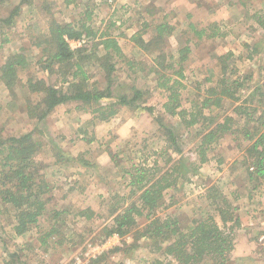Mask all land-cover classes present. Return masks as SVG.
Listing matches in <instances>:
<instances>
[{"label":"rangeland","instance_id":"1","mask_svg":"<svg viewBox=\"0 0 264 264\" xmlns=\"http://www.w3.org/2000/svg\"><path fill=\"white\" fill-rule=\"evenodd\" d=\"M67 1L32 0L17 11L15 7L21 0H0V141L33 137L40 147L32 157V172L37 180L44 179L48 185L42 197L46 210L38 225L31 226L24 235L14 230L13 208L0 199V264L153 262L160 252L148 246L151 244L148 240L140 239L136 247H131L137 232L150 223L146 216L137 217V227L124 237L117 233L108 236L106 229L117 214L137 201L138 195H130V178L125 170L133 165L151 166L155 160L163 170L176 166L179 180L176 189L165 193L164 205L152 219L176 218L183 227H191L194 221L214 214L223 226L211 204L216 199L222 205V200L227 199L237 208L235 215L240 225L228 224L236 237L242 224L245 230L252 223L264 222V177L250 180L247 167L252 161L243 164L250 143L243 141L240 133L245 125L264 131V126L258 123L264 122V31L253 19L257 14L264 19V0ZM42 5L48 7L42 10ZM10 14L13 24L7 25L2 20ZM88 17L98 36L109 34L122 49L123 57L111 60L115 65L113 99L101 103L107 104L122 95L133 96L135 90H140L141 107H123L108 122L97 120L91 110L78 109L81 102L62 104L44 120L31 117L29 103H37L42 95L31 92L29 81L43 80L47 86L64 90L71 82L63 83L64 76L49 68L46 45L38 46L49 34V23L78 22ZM161 21L169 24L172 31L159 47L167 54L166 63L175 66L164 71L165 74L178 79L174 73L180 69L176 65L178 52L185 46L191 48L183 69L182 109L196 113L206 97L216 98L211 95V88L221 90V82L225 81L229 87L235 82L231 88L236 100L224 98L221 107L202 109L204 116L217 117L215 123L227 117L234 120L232 131L207 152L209 161L204 165L199 163L196 151L202 136L196 134L202 126L210 128L209 121L188 129L181 117L166 113L163 106L168 93L157 88L158 78L152 72L155 47L143 51L133 39L140 33L146 41L151 40L156 36V23ZM190 25L214 36L200 38ZM5 38L7 41L3 42ZM70 44L73 50L84 46L76 41ZM13 54H22L27 67L18 68L15 84L9 89L1 80V67ZM102 54L92 49L79 53L91 57L82 61L89 77L88 89L95 83L100 89L105 88V73L99 66L103 63ZM227 54L232 55L226 62L221 61ZM129 61L135 65L131 66ZM150 107L154 108L153 113L146 109ZM241 107L249 108L247 113L257 109L254 116L257 122H250ZM164 129L173 131L181 153H176L169 144ZM168 146L166 155L159 153ZM109 150L116 154L119 167L111 160ZM168 154H172L174 162L166 165ZM59 211L63 213L57 215ZM82 212L84 215H80ZM53 225L58 228L54 237L43 244L41 237Z\"/></svg>","mask_w":264,"mask_h":264},{"label":"trees","instance_id":"2","mask_svg":"<svg viewBox=\"0 0 264 264\" xmlns=\"http://www.w3.org/2000/svg\"><path fill=\"white\" fill-rule=\"evenodd\" d=\"M31 2L32 0H21L15 10L19 11L21 6ZM70 2L71 0L67 1V3ZM47 7L48 5H42L41 9L44 10ZM253 19L264 31L262 16L257 14ZM2 21L7 25H12V15L10 14L8 18ZM89 21L90 17L78 20V22L61 23L53 20L49 23V34L46 38L40 40L38 46L46 45L44 51L47 52V60L50 63L49 68L64 76L63 83H69L70 80L71 82L68 88L64 90L47 86L43 80L29 81L31 92L35 91L42 95L37 103H29L28 109L31 117H39L44 120L62 104L81 102L78 109L91 110L97 120L108 122L118 115L123 107H130L131 109L141 107L139 102L143 92L140 90H135L133 96L122 95L107 104L101 103L113 99L111 86L115 65L112 64L111 60L114 57H123L122 49L117 39L112 38L109 34L102 33L98 36ZM190 29L194 30L200 38L206 35L208 37L214 36L212 34L208 35L206 30L198 31L193 25H190ZM171 31L172 27L161 21L156 23V36L151 40L146 41L140 33L135 34L133 39L143 51L149 52L153 46L155 47L154 50L157 53L155 57L153 56L152 72L158 78L157 88L164 89L168 93L167 101L163 106L166 113L181 117L188 129L204 120L209 121L210 128L202 126L201 132L196 134L198 137L202 136L196 151L199 163L204 165L209 161L207 152L212 149V146L218 145L223 137L232 131L234 120L227 117L223 122L215 123L217 117L208 118L204 116L202 109L221 107L224 98L236 100L234 89L231 88L235 82H232V85L230 84L231 87L225 81L221 82V90L211 88L210 93L216 98L206 97L201 104V109L196 113H188L182 109L180 90L184 88L182 82L185 78L183 69L188 60V55L191 53V48L185 46L178 52L179 58L176 65L180 69L174 72L178 79L165 74L164 71L175 69V66L166 63L167 54L162 50L163 48L159 47V44L164 41L166 34ZM5 41H7V38L3 40V42ZM71 41L81 42L84 46L82 49L73 50L70 44ZM88 49L103 53L100 59L103 63L99 65L105 73L106 81L103 90L99 88L98 83H95L91 89H88L86 84L89 77L83 68L82 61L91 57L87 55L82 57L79 53H85ZM231 55L222 56L221 61L226 62ZM171 59L174 60L175 57L171 56ZM128 64L135 65L131 61ZM19 67H27L25 57L22 54L11 55L4 66L1 67V80L7 88L11 89L15 84ZM146 109L151 113L154 112L152 107ZM248 109H242L241 107L240 110L250 117V122H257L254 120L257 109L247 113ZM37 110L38 115L36 114ZM258 123L264 126V122L258 121ZM164 131L169 139V144L171 143L170 145L174 147V151L181 153L182 149L174 138L173 131L168 129H164ZM240 133L243 135V141L250 143L246 148L247 157L243 162L244 165H247L248 161H252L247 167L250 180L254 181L264 177V131L255 126L251 129V127L245 125ZM2 145L4 147L0 149V166L2 167L0 170V199L3 204L10 205L13 208L16 217L14 230L18 235H24L31 229V226L38 225L39 218L46 210V201L42 197L47 193L48 185L44 179L41 182L37 180L35 172H32L34 170L32 157L39 149L40 144L35 142L30 135H25L18 138L11 137L6 142L0 141V146ZM168 148L169 146L159 153L166 155ZM168 155L169 157L165 161L166 165L174 162L172 154ZM109 156L115 165L119 167L117 156L112 150H109ZM125 172L128 173L130 178V181H128L131 186L130 195H138L137 201L114 217V223L107 226L106 229L108 230V236H113L116 233L121 237L129 235L138 225L137 217L146 216L150 219V223L146 228L137 232L131 247H136L140 239L148 240L152 245H147L155 247L160 252V256L153 261V264H204L206 261H210V264H229L232 261L236 236L233 232L234 229L228 224L233 222L235 226H239L240 221L235 215L237 208L229 200L223 199L222 205H220V202L215 199L211 204L221 217L223 226L218 223L214 214L209 215L206 219L194 221L191 227H183L176 218L152 219L155 212L164 205L165 193L178 187L179 178L176 174L178 168L174 166L172 170H163L160 162L155 160L151 166H148V164L133 165L130 170H125ZM61 213L63 212L59 211L56 214L61 215ZM80 215H84V213L82 212ZM57 229L53 225L52 229L41 237L42 243L45 244L50 238L54 237Z\"/></svg>","mask_w":264,"mask_h":264},{"label":"crops","instance_id":"3","mask_svg":"<svg viewBox=\"0 0 264 264\" xmlns=\"http://www.w3.org/2000/svg\"><path fill=\"white\" fill-rule=\"evenodd\" d=\"M245 225L239 230L236 237L235 250L229 264H264V222ZM258 232L259 238L255 237ZM171 260V258H169ZM147 264H153L148 261Z\"/></svg>","mask_w":264,"mask_h":264},{"label":"built area","instance_id":"4","mask_svg":"<svg viewBox=\"0 0 264 264\" xmlns=\"http://www.w3.org/2000/svg\"><path fill=\"white\" fill-rule=\"evenodd\" d=\"M81 43V42H80ZM82 44V43H81Z\"/></svg>","mask_w":264,"mask_h":264}]
</instances>
